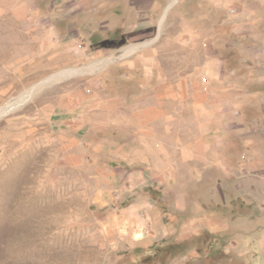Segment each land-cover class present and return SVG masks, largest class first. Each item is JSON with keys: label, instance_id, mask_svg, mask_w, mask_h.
<instances>
[{"label": "rangeland", "instance_id": "374dc122", "mask_svg": "<svg viewBox=\"0 0 264 264\" xmlns=\"http://www.w3.org/2000/svg\"><path fill=\"white\" fill-rule=\"evenodd\" d=\"M172 1L0 0V264H264V0Z\"/></svg>", "mask_w": 264, "mask_h": 264}, {"label": "crops", "instance_id": "0c3cea01", "mask_svg": "<svg viewBox=\"0 0 264 264\" xmlns=\"http://www.w3.org/2000/svg\"><path fill=\"white\" fill-rule=\"evenodd\" d=\"M230 129V130H229ZM231 129H232V126H228L227 128H226V132L227 131H231ZM199 147H200V149H198V154H202L203 153V148H204V143H203V141L201 140V142H199V145H198ZM242 153H244V154H246V152H245V150H242ZM247 157V156H246ZM248 158V157H247Z\"/></svg>", "mask_w": 264, "mask_h": 264}, {"label": "bare ground", "instance_id": "6f19581e", "mask_svg": "<svg viewBox=\"0 0 264 264\" xmlns=\"http://www.w3.org/2000/svg\"><path fill=\"white\" fill-rule=\"evenodd\" d=\"M175 3V0L172 1L171 5ZM167 13V12H166ZM166 16V15H165ZM66 74V73H65ZM11 103L7 104V106L4 109H1V112H4L10 107ZM9 110V109H8Z\"/></svg>", "mask_w": 264, "mask_h": 264}]
</instances>
